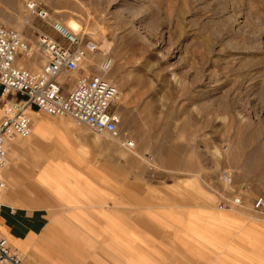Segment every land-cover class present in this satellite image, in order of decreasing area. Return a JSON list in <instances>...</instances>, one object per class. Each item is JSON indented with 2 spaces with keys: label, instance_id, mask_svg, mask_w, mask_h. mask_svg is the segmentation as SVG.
<instances>
[{
  "label": "rangeland",
  "instance_id": "374dc122",
  "mask_svg": "<svg viewBox=\"0 0 264 264\" xmlns=\"http://www.w3.org/2000/svg\"><path fill=\"white\" fill-rule=\"evenodd\" d=\"M30 0H0V25L22 33L30 46L50 26L31 14ZM62 24L76 20L89 52L81 72L98 75L112 61L107 78L119 90L114 111L123 139L113 138L135 170H148L153 184L198 188L208 202L240 195L241 206L264 221V0H34ZM35 53L28 67L37 70ZM72 82L68 87L72 86ZM30 112V111H29ZM63 126L78 125L68 116ZM34 124L30 137L7 142L6 173L15 156L10 143L27 144L44 129ZM34 158L40 161L37 154ZM229 172L232 184L223 182ZM186 198H189L187 195ZM219 207V205H218Z\"/></svg>",
  "mask_w": 264,
  "mask_h": 264
},
{
  "label": "crops",
  "instance_id": "0c3cea01",
  "mask_svg": "<svg viewBox=\"0 0 264 264\" xmlns=\"http://www.w3.org/2000/svg\"><path fill=\"white\" fill-rule=\"evenodd\" d=\"M29 114L45 132L29 151L10 143L0 210L22 264H264L258 214L220 209L198 188L176 194L192 178L152 184L113 138Z\"/></svg>",
  "mask_w": 264,
  "mask_h": 264
},
{
  "label": "built area",
  "instance_id": "2783aa9c",
  "mask_svg": "<svg viewBox=\"0 0 264 264\" xmlns=\"http://www.w3.org/2000/svg\"><path fill=\"white\" fill-rule=\"evenodd\" d=\"M26 6L31 14L50 26L52 33L40 34L35 46H30L21 32L0 25V210L6 186L2 172L7 163V142L31 136V110L54 117L68 116L96 134L121 140L123 147H134V142L122 138L121 117L113 109L119 90L107 78L112 61L106 59L98 75L81 74L74 78L72 74L83 70L88 53L97 50V45L93 42L85 45L80 34L67 30L36 1H27ZM35 53L44 63L32 70L27 62L33 60ZM71 82L72 86L68 87ZM221 179L227 184L233 182L227 171ZM222 198L220 209L241 206L243 201L240 195ZM263 207L261 197L255 201L254 208ZM0 264H22L21 253L1 233Z\"/></svg>",
  "mask_w": 264,
  "mask_h": 264
},
{
  "label": "bare ground",
  "instance_id": "6f19581e",
  "mask_svg": "<svg viewBox=\"0 0 264 264\" xmlns=\"http://www.w3.org/2000/svg\"><path fill=\"white\" fill-rule=\"evenodd\" d=\"M67 30L75 34H79L82 30V26L76 20H70L68 23L62 24ZM99 48V46H97Z\"/></svg>",
  "mask_w": 264,
  "mask_h": 264
}]
</instances>
